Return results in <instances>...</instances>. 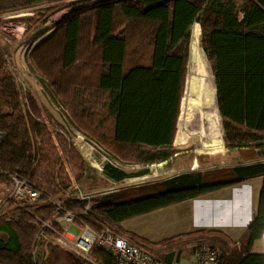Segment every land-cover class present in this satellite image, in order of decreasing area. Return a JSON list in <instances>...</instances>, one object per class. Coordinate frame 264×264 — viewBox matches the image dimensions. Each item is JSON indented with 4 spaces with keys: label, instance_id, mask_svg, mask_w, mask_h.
<instances>
[{
    "label": "trees",
    "instance_id": "16d2710c",
    "mask_svg": "<svg viewBox=\"0 0 264 264\" xmlns=\"http://www.w3.org/2000/svg\"><path fill=\"white\" fill-rule=\"evenodd\" d=\"M67 1L0 0V18L47 5L28 21L33 28L69 11L33 48L31 61L77 131L129 165L161 163L177 154L173 140L197 24L214 77L225 148L264 156V0H85L60 5ZM53 123L43 106L19 91L0 48V183L16 176L42 194L33 204L9 202L0 215V264H44L36 259L39 240L64 234L58 207L47 198L86 180V163L74 142L57 123L56 132ZM102 174L122 183L147 171L130 174L106 164ZM223 175L224 180L218 176L205 182L201 175H181L161 185L109 193L92 203L69 197L62 207L64 214L74 216L70 230L75 235L88 227L99 237L107 231L124 236L161 264L178 263L186 248L202 246L221 252L217 264H264V255L251 253L253 242L264 235V164ZM258 177L263 178L256 213L239 248L231 249L235 243L220 230L151 242L123 228L126 221ZM88 253L97 264H116V257L97 242Z\"/></svg>",
    "mask_w": 264,
    "mask_h": 264
},
{
    "label": "rangeland",
    "instance_id": "374dc122",
    "mask_svg": "<svg viewBox=\"0 0 264 264\" xmlns=\"http://www.w3.org/2000/svg\"><path fill=\"white\" fill-rule=\"evenodd\" d=\"M80 2H85V0H69L65 2L66 4L60 5H68ZM47 7V5H43L24 12L2 16L0 18V48L5 54L11 73L15 77L19 91H21L22 93L30 94L31 97H33L41 106L45 108L48 115H51L54 119L53 128L56 132L60 130L57 124L62 126V129L66 133V136L74 142L76 149L86 163L87 170L85 174L86 180L84 181V183L80 186L75 185L73 190L65 192L61 196L48 197L47 199L49 203L56 205L64 203L65 200L69 199L70 195L74 193L75 188L79 189V191H81L84 196L89 197V202H93L101 199L109 193L123 190H133L138 188L143 189L145 187H150L156 184L161 185L165 181L181 175H201L204 182L217 180L218 176L224 180L223 174L230 173V171L234 168L264 164V156H257L255 155V153H253V151H230L226 149L223 141V129L221 134L218 123L215 126L214 135L216 138H218V140L214 138L212 139L211 136L205 135L204 131L197 129L195 125L189 123L188 118H190V114H196L193 109V103L195 99L193 88H200L206 84L211 85L212 81L209 74L213 76L211 66L202 50L200 38L199 45L193 43L194 28L192 29L191 33L192 35L189 47V57L185 71L184 89L180 104L176 133L173 140V147L174 149H176L177 154H175L172 158L165 162L146 165L125 164L110 155L99 143H96L90 137L77 131L69 123L67 114L59 104L58 99L55 97L52 90L48 86H46V81H44L42 76L38 73L37 69L34 67L31 61V52L33 48L42 39L50 35V33L54 29L55 23L59 21V15H64L66 13L65 10L58 12L52 18H50V20L45 25H38L31 28L28 24V21L31 20L36 13L43 12ZM38 37L43 38H40L36 43H34ZM81 46L83 47V40L81 41ZM84 49L86 50L85 44ZM203 118V123H206V116L204 115ZM46 123H48V120L46 121ZM188 135L190 138L188 137ZM220 135L221 139L219 140ZM183 138L185 144L179 145V140H183ZM106 164H113L130 174H137L144 171H147V174L140 177L131 178L122 183H114L107 180L102 174V169ZM69 173H71V171H69ZM262 178L263 177H258V180H256L257 182L254 183L260 184L262 182ZM260 186H262V183ZM260 186L259 190H261ZM9 188V183H0V215L9 208H5L7 204L4 203L5 201H8L7 199ZM148 194L150 193H145L144 195ZM258 194H260V191H258L257 196L255 197L256 200H258ZM9 202L10 201H8V203ZM10 205L11 204L9 203L8 206ZM255 205L256 203L254 201L253 204V197L251 193V197H248L245 205L244 211L246 214L244 215L247 216V214L251 212L253 208L256 209L257 205L256 207ZM168 209L172 210H167L169 212L165 213L171 212V216L166 215L164 217H161L162 214H160V212H155L154 216L151 217H140L134 220H129L127 221V224H125V226L136 230L139 229L140 232L146 234L154 232V235H150L155 236L156 238H170V236H176L175 234H178L181 231L187 229L186 225L189 220L187 218L185 219V215H183V213L181 212L185 209V207L172 206V208ZM221 213L224 214V212ZM226 213L227 212H225V216H227ZM74 215L77 216L78 212H74ZM182 215L183 219L181 220L180 217ZM168 218H170V220ZM246 218L247 217H245V219L242 221L224 220L222 224L224 226L239 227V229L236 230L243 233L244 231L246 232V230H244L245 226L247 225L245 223ZM217 221L219 220L211 219L209 221V224H216ZM167 222L169 224H165ZM60 224L64 229V234L62 237L65 244H62L61 242H55L47 245L45 249L43 239H40L39 245L36 249V259L43 262L44 264H70L74 261V259H78L82 262H87V264H97L92 258H90L89 253L87 255H83L79 250L75 248V239L72 235H70V233L74 235L75 233L71 230L69 231V233H67L66 229L68 228V226L63 223ZM238 234L239 233H237V235ZM48 240L55 241L56 239L53 238V240ZM233 242L235 244L231 246V249H234L236 247L239 248V241L233 240ZM195 252L196 250L186 248L182 252V257L184 258L187 255H191L193 256L194 260ZM77 253H81L82 256H77ZM41 255L43 256V258L41 257Z\"/></svg>",
    "mask_w": 264,
    "mask_h": 264
},
{
    "label": "crops",
    "instance_id": "0c3cea01",
    "mask_svg": "<svg viewBox=\"0 0 264 264\" xmlns=\"http://www.w3.org/2000/svg\"><path fill=\"white\" fill-rule=\"evenodd\" d=\"M65 12H66L65 14H67L69 11L65 10ZM62 16L63 15H59L58 20H60ZM40 38H43V37H38L34 43H36L37 40H39ZM256 180L258 179L253 178V179L245 180L234 186L224 188L223 190L212 193L200 199H196V200L188 201V202H185L179 205H175L174 207H178V206L185 207V209L182 210L181 212L183 213V215H185L184 216L185 219L187 218L189 220V222L186 225L187 229L175 235L194 232L197 230H220L224 234H226L228 237H230L232 240L239 241L245 231L243 233L239 232L236 230V229H239V227L224 226L222 223L224 220L242 221L245 219V217H247L245 221L247 225L245 224L246 226L244 230H247L249 228L250 224L252 223L254 219L256 209L253 208V210L249 212L247 216L244 215L246 214L244 209H245V205H246L248 197L249 196L251 197V193L253 197V204L255 201L257 205L258 200H256L255 197L257 196L258 191H260L259 186L261 185L262 182L260 184L259 183L255 184L254 182H257ZM250 190H251V193H250ZM169 208H172V207H169ZM162 210L163 211L159 210L156 213L160 212V214H162L161 217H164L166 215L171 216V212L170 213H165V212H169L167 210H172V209L166 208ZM221 212H224V214H222ZM225 212H227L226 213L227 216H225ZM154 214L155 212L145 215L141 218L151 217V216H154ZM183 215L180 217L181 220L183 219L182 218ZM168 219L170 220V218ZM211 219L212 220L217 219L219 221H217L216 224L210 225L209 221ZM125 224H127V221L122 224L123 228L126 231L132 232L151 242H159L163 239L169 238V237L156 238L155 236L150 235V234H153L154 232H150L149 234H146V233L140 232L139 229L136 230V229L129 228L125 226ZM165 224H169V223L167 222ZM237 233L239 234L237 235ZM70 235L73 236L74 234L70 233ZM251 253L255 255H264V235L262 236V238L253 242ZM191 260H193V256L187 255L186 257L183 258L181 254L179 262L175 264H188Z\"/></svg>",
    "mask_w": 264,
    "mask_h": 264
},
{
    "label": "built area",
    "instance_id": "2783aa9c",
    "mask_svg": "<svg viewBox=\"0 0 264 264\" xmlns=\"http://www.w3.org/2000/svg\"><path fill=\"white\" fill-rule=\"evenodd\" d=\"M2 137L0 135V141ZM10 188L8 189V201L12 202L16 206H22L27 204H33L41 200V192L34 189L26 180L20 179L16 176H8ZM70 197H77L80 200H89V197L84 196L79 189L75 188L73 194ZM8 201L6 207L8 208ZM58 213L61 217L58 219L59 223H63L68 226L66 232L69 233L70 228L73 226L74 216L71 213H65L62 204H57ZM90 204H87L85 211L89 210ZM75 239V248L79 250L83 255H87L94 243H98L99 247L113 254L116 257V264H161L157 262L150 255L140 251L136 246L132 245L124 237L115 235L109 231L103 236L96 235L88 227L79 228V232L73 235ZM43 239V238H42ZM65 244L63 237L50 241L43 239L44 248L52 243ZM44 249V250H45ZM81 253H77V256H82ZM221 252L216 248L208 246H202L196 249L195 258L188 264H217Z\"/></svg>",
    "mask_w": 264,
    "mask_h": 264
},
{
    "label": "bare ground",
    "instance_id": "6f19581e",
    "mask_svg": "<svg viewBox=\"0 0 264 264\" xmlns=\"http://www.w3.org/2000/svg\"><path fill=\"white\" fill-rule=\"evenodd\" d=\"M193 28H194L193 43H196L197 45H199V38H200L199 25L195 24ZM209 75H210V79L212 81L211 85L206 84L200 88H196V89L193 88V94L195 96L194 103H193V109L196 112V114H190L191 116L188 119H189V123H191L192 125H195V127L197 129L204 131L205 135L211 136L212 139L214 138V139L218 140V138H216L214 136L215 135V126L217 123L219 124L220 132L222 134V125H221V121H220V117H219L218 109H217L216 91H215V84H214L213 76L211 74H209ZM186 95H187V93H186ZM182 107H183V105H182ZM204 115L206 116V120H207L206 123H203V119H204L203 116ZM185 117H186V115H185ZM188 137H189V135H188ZM220 139H221V135L219 136V140ZM181 144H185L184 138H183V140L182 139L179 140V145H181Z\"/></svg>",
    "mask_w": 264,
    "mask_h": 264
},
{
    "label": "water",
    "instance_id": "95a60500",
    "mask_svg": "<svg viewBox=\"0 0 264 264\" xmlns=\"http://www.w3.org/2000/svg\"><path fill=\"white\" fill-rule=\"evenodd\" d=\"M70 264H86V263H84V262H82V261H80L78 259H74V261L72 263H70Z\"/></svg>",
    "mask_w": 264,
    "mask_h": 264
}]
</instances>
